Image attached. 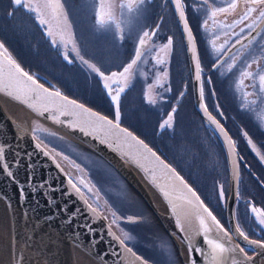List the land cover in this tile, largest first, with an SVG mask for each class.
Instances as JSON below:
<instances>
[{
    "label": "rangeland",
    "instance_id": "1",
    "mask_svg": "<svg viewBox=\"0 0 264 264\" xmlns=\"http://www.w3.org/2000/svg\"><path fill=\"white\" fill-rule=\"evenodd\" d=\"M186 2L189 5L186 12L197 38L204 75L212 80L211 84L205 83L204 103L218 119L219 106L225 116L223 125L235 140V126H243L249 118L255 119L257 115L264 117V103L250 86L252 81L245 79L243 85L238 87L239 66L249 50L253 54L261 53L258 45H264V32L249 46V50H245L236 68L228 72L231 60L227 59L214 72L210 65L217 55L215 48L224 45L226 51L230 44L226 45L225 41L234 39L231 35L223 34L229 30L222 29L220 22L230 24L238 17L229 21V17L225 20L223 15H218L215 22L209 20L208 31L205 32L200 27L206 18L203 7H197L198 0ZM217 3L222 4V1L217 0ZM22 4L35 7L36 12L16 7L12 0H0V43L7 48V54L45 85L52 82L49 85L52 89L62 94L70 93V98L80 103L84 101L87 107L99 110L109 118H114L115 106L103 88L104 82L82 63L76 52L100 67L105 74L119 72L133 57L138 36L143 31L152 32L155 25H160L151 39L145 38L143 62L138 64V68L134 66L133 73L126 79L120 78L119 83L125 91L128 86L131 87L129 93L124 91L120 96V124L167 160L226 226L228 170L225 154L213 131L194 111L185 52L168 1L145 0L140 4V0H22ZM121 4L131 5L132 10L121 8ZM37 14L45 21L43 25L37 19ZM100 16L105 21L104 27L98 24ZM245 23H251V20ZM116 24L120 25L119 30ZM243 26L238 25L231 31L239 32ZM216 33H219V39H215ZM169 37H172L173 44L171 48H166ZM214 39L215 48L212 47ZM65 53L72 63L64 59ZM156 60L162 63L157 64ZM259 66L264 68V57L259 60ZM256 67L253 64L249 71H255ZM108 83L111 85V81ZM101 90L109 102L102 98ZM245 91L253 93L247 97V101L256 100V104H249L248 109L244 107ZM95 94L97 98L92 103L90 98H94ZM172 108L176 109L173 126L160 132L158 125ZM34 131L38 140L54 155L60 153L55 155L58 161L82 188L87 200L106 216L122 238L124 235L119 222L129 218L127 216L141 219L142 227L146 228L144 233L149 239L145 243L146 251L142 250L147 261L152 264H181L174 246L150 210L108 165L46 127H36ZM81 179L84 181L82 185L79 184ZM221 185L226 194L223 202L218 199ZM89 187L91 193L87 191ZM261 200L264 205V199ZM238 208L241 213L245 211V205ZM113 211L116 212L115 218L111 214ZM244 227L250 239L264 241V232L252 224L251 215L244 221Z\"/></svg>",
    "mask_w": 264,
    "mask_h": 264
},
{
    "label": "water",
    "instance_id": "2",
    "mask_svg": "<svg viewBox=\"0 0 264 264\" xmlns=\"http://www.w3.org/2000/svg\"><path fill=\"white\" fill-rule=\"evenodd\" d=\"M167 1L183 43L194 110L213 131L225 154L228 170L225 223L226 227L232 228L233 197L238 192L239 168L234 174L231 163L234 157L228 152L223 135L208 121L199 106V82L194 80L195 62L191 58L186 34L182 32V22L178 20L174 5ZM145 47L146 44L142 51ZM236 47L239 48L240 45ZM235 51L233 48L232 52ZM0 53H3L2 49ZM228 55H223L220 59L225 61ZM2 60L3 55H0V61ZM49 116V113H44L43 116L37 114L21 100L0 91V146L5 147V160L13 174L9 177L0 168V250L4 249L8 253L9 264H152L126 243L135 256L125 251L119 244V240L124 239L106 216L100 210L92 213L84 203L86 195L81 196L72 189L67 182L69 172L37 138L34 129L41 126L108 165L151 211L174 246L181 264H190L188 245L180 238L171 205L145 173L106 145L79 131L70 130ZM217 121L220 122L218 119ZM221 126L224 128L222 124ZM37 144L41 148H37ZM41 149L49 151L50 155H44ZM57 164L60 165L59 168ZM157 183L162 184L163 181L158 180ZM236 202L237 200L235 206ZM88 203L91 204L89 201ZM185 236L190 237L188 243L193 247L206 248L203 240L195 233L189 231ZM236 242L237 238L233 237V244ZM239 243L247 250V255L253 257L252 264H264V249L257 245L249 246L242 238ZM193 255L197 264H203L202 257L195 253ZM226 264H231V260L227 259Z\"/></svg>",
    "mask_w": 264,
    "mask_h": 264
},
{
    "label": "snow or ice",
    "instance_id": "3",
    "mask_svg": "<svg viewBox=\"0 0 264 264\" xmlns=\"http://www.w3.org/2000/svg\"><path fill=\"white\" fill-rule=\"evenodd\" d=\"M16 7H23L29 12H36L35 7H30L27 4H22V0H12ZM174 5V11L178 14V20L182 22V32L186 34L187 44L190 46L191 58L194 63V80L199 82V100L201 101L200 107L203 109L208 121L215 125L216 129L223 135L227 144L228 152L234 157L231 161L233 165V173L239 168L240 163L243 161V157L235 158L237 156L236 142L229 136L228 132L221 126V123L213 117L209 112L206 104L203 103L205 99V83L211 84V77L204 75V67L201 62L200 52L197 46V38L194 35L193 28L189 23L186 9L189 7L186 0H169ZM145 3V0H140V4ZM246 4L245 8L243 5ZM102 7V5H101ZM121 8L127 7L129 11L132 10L131 5L121 4ZM139 7V5L137 6ZM197 7H203L206 13V18L201 23V29L205 32L208 31V22L213 20L218 15H223L226 20L229 14H235L237 19H234L230 24H224L220 22L222 29H228L224 35H231L234 37L231 41H225V44H230V47L225 51L224 45L220 48H215V39H219V33L215 34V39L212 41V47L215 48L216 58L212 61L210 67L212 71H218L220 66L226 61L221 60V54L228 55V59L231 63L228 64L227 71L231 72L237 67V61L241 60L244 56L245 50H249V46L256 42L257 36L261 32H264V0H242V3H238L237 0H227L226 3H217V0H198ZM255 14V15H253ZM99 15V14H98ZM37 19L40 24L43 25L45 21L40 19L37 14ZM111 19V18H110ZM251 20V23H245ZM100 27L105 26L103 17L98 19ZM244 25L240 27L239 32H232L238 25ZM115 27L119 30L120 25L116 24ZM160 25H155V30L152 32L143 31L142 35L138 36V46L134 49L133 57L130 62L122 67V71H112L110 74H105L100 67H97L94 63L85 59L78 51L76 56L82 61L83 64L104 82L103 88L107 90V94L111 99V103L115 106L114 118H109L98 112L92 111L90 108L85 107L84 104L78 103L75 99H69L63 95L59 90H50L51 86L46 87L44 83L38 81V78L26 72L20 64L12 59L7 54V48L3 43H0V49H3V60L0 61V91L5 92L9 96H13L16 100H21L27 104L28 107L33 109L34 112L43 116L44 113H49L50 119L55 122L63 124L72 131H79L85 136L98 141L99 143L106 145L110 150L119 153L121 156L126 157L129 161L134 163L140 168L145 175L156 185L165 199L168 200L171 205V213L176 217V224L182 241L188 245V252L190 257V264H197L196 258L193 253L198 254L203 258V264H226V260L230 259L231 264H252L253 257L247 255V250L241 246L239 239L242 238L249 246L257 245L259 248L264 249V241L250 239L248 233L245 231L244 221L248 215L252 217V224L261 232H264V209L257 207L251 200L245 204V211L240 212L239 208L235 206V201L240 199L239 193H235L233 197V220L234 224L232 228L226 227L218 219L217 215L205 203L197 191L190 186L185 179L165 160L161 159V156L157 154L143 139H140L129 131L127 128L121 127L120 119L121 113L119 109L121 93L125 91L124 87L120 85V78H127L128 75L133 73L134 66L143 62L145 55L142 51V47L146 44V39H151L159 30ZM256 33V35H253ZM51 36V33H48ZM123 39V36L120 37ZM245 41L247 43H245ZM53 46L55 41H52ZM173 44L172 37L167 39L165 45L166 48H171ZM240 45L239 48L236 46ZM261 49L260 54H253L251 50L248 51V56L243 59V62L239 66L240 82L239 85H243L244 80L248 79L252 81L250 85L255 94L264 103V68L259 66V60L264 57V45H258ZM235 48L236 51L232 52ZM64 59L68 63H72L67 53L64 54ZM157 64L162 63L161 60H156ZM253 64L257 67L255 71H249ZM166 76L167 73L165 72ZM111 81V85L108 83ZM115 85V87H112ZM115 92L113 95L112 93ZM253 93L244 92L245 97V109H248L249 104L255 105L256 100L247 101V97ZM184 95L183 92L180 93ZM214 95V93H212ZM155 103V101H149ZM219 106H217V111ZM176 109L172 108L171 112L167 114L166 118H163L158 125L160 132H163L167 128L173 126L174 113ZM223 115V113H220ZM63 118V119H62ZM244 137L247 140L248 145L252 150L256 152V145L253 139L249 136L247 131L243 132ZM33 139H36L33 136ZM37 148H41L40 144L36 145ZM46 147V146H45ZM44 151V149H41ZM5 147L0 146V168H3L9 177H12V172L9 169V165L5 160ZM44 155H50L49 151H44ZM55 155H60L56 152ZM257 155L259 153L257 152ZM66 158V157H65ZM54 159V157H53ZM261 163H264V156L260 157ZM59 168L60 165L57 164ZM247 167V165H245ZM163 181L162 184H158L157 181ZM68 184L75 190L76 193L83 196L82 188L72 179L68 177ZM80 185L84 184L83 179L79 182ZM23 191V190H22ZM87 191L91 193L92 189L89 187ZM218 199L223 202L226 199V194L223 186L219 187ZM84 203L88 206L92 213H97L98 208L89 204L87 200ZM112 216L116 217V212L113 211ZM131 219V218H129ZM115 223V219L113 220ZM191 231L198 235L206 248L199 246L193 247L188 243L190 237H186L185 234ZM111 234V233H110ZM233 237L237 238V242L233 244ZM115 238V237H114ZM119 240V238H116ZM125 239H129L126 237ZM119 244L125 251L132 253L130 247H127L125 240H119ZM239 254V255H236ZM242 257V258H241ZM137 260H140L139 256H136Z\"/></svg>",
    "mask_w": 264,
    "mask_h": 264
},
{
    "label": "flooded vegetation",
    "instance_id": "4",
    "mask_svg": "<svg viewBox=\"0 0 264 264\" xmlns=\"http://www.w3.org/2000/svg\"><path fill=\"white\" fill-rule=\"evenodd\" d=\"M220 1H222V3L227 2V0H220ZM237 2L242 3V0H237ZM243 6L245 8L247 7L246 4H244ZM235 16H236L235 14H229L228 15V17L230 18L229 21H232L235 18ZM262 33L263 32H261L260 35ZM130 91H131V87L128 86L125 93H129ZM105 98H106L104 99L105 101L108 100L107 97ZM137 108L138 106L135 107V109ZM220 112L222 113V111L219 109L217 113L220 119L218 118L217 119L223 124L225 120V116L221 115ZM245 131H247L249 133V136L253 139V142L256 145V152H254L251 146L248 145L247 140L243 135V132ZM234 141L236 142V147H237V158L241 156L243 157V161L240 163L239 166L238 193L240 195V199L237 202V207L241 205H245L247 201L251 200L257 207L260 206V208L264 209V205L261 200L264 199V163H261V159H260L261 156H264V117L257 115L255 119L249 118L243 126H235ZM257 152L259 153V155H257ZM161 158L165 160L162 156ZM165 162H167V160H165ZM245 165H247V167H245ZM135 195L141 201V199L136 193ZM145 207L147 208L146 205ZM127 217L131 219L126 218L119 222L120 230L124 235L123 239L125 240V243L128 246H130L137 254L147 259L145 257L146 254L142 252V250H144V252L146 251L145 243H148L149 241V239L146 237L144 233L146 228L142 227L141 225L142 221L139 217H131V216H127ZM157 224L159 223L157 222ZM126 237H129V239H125Z\"/></svg>",
    "mask_w": 264,
    "mask_h": 264
},
{
    "label": "trees",
    "instance_id": "5",
    "mask_svg": "<svg viewBox=\"0 0 264 264\" xmlns=\"http://www.w3.org/2000/svg\"><path fill=\"white\" fill-rule=\"evenodd\" d=\"M170 7V6H169ZM180 34V33H179ZM181 37V36H180ZM182 40V39H181ZM28 72V71H27ZM29 73V72H28ZM57 78H55V80H56ZM52 81V80H51ZM39 82H41V81H39ZM42 83V82H41ZM51 83L52 82H50V84H47V85H45V86H49V85H51ZM54 86V85H53ZM51 88V87H50ZM52 89V88H51ZM61 89V88H60ZM62 90V89H61ZM103 91V90H102ZM100 92L101 94H102V98H104V99H106L105 97H106V95H105V93H104V91L103 92ZM64 93V92H63ZM65 94V96H67V97H69V95H71L70 93L68 94V93H64ZM63 94V95H64ZM104 94V95H103ZM70 98V97H69ZM96 98H97V96H96V94H95V97L94 98H90V100H91V102L93 103V102H95V100H96ZM99 98V97H98ZM71 99H73V98H71ZM81 101V100H80ZM106 102H109V100H106ZM82 103L84 104V105H86L85 103H84V101H82ZM97 110V109H96ZM99 113H101L99 110H97Z\"/></svg>",
    "mask_w": 264,
    "mask_h": 264
},
{
    "label": "bare ground",
    "instance_id": "6",
    "mask_svg": "<svg viewBox=\"0 0 264 264\" xmlns=\"http://www.w3.org/2000/svg\"><path fill=\"white\" fill-rule=\"evenodd\" d=\"M2 240L4 241L3 238ZM7 254L8 253L6 252V250L4 249L0 250V264H9L10 259Z\"/></svg>",
    "mask_w": 264,
    "mask_h": 264
}]
</instances>
